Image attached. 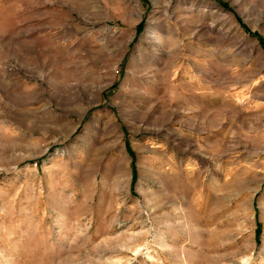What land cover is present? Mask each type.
<instances>
[{"label": "rangeland", "instance_id": "obj_1", "mask_svg": "<svg viewBox=\"0 0 264 264\" xmlns=\"http://www.w3.org/2000/svg\"><path fill=\"white\" fill-rule=\"evenodd\" d=\"M0 264H264V0H0Z\"/></svg>", "mask_w": 264, "mask_h": 264}]
</instances>
